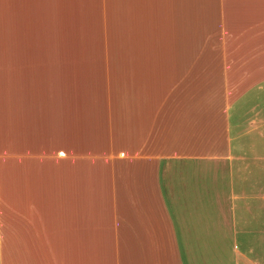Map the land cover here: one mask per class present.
<instances>
[{
  "label": "crops",
  "instance_id": "obj_1",
  "mask_svg": "<svg viewBox=\"0 0 264 264\" xmlns=\"http://www.w3.org/2000/svg\"><path fill=\"white\" fill-rule=\"evenodd\" d=\"M0 264H264V0H0Z\"/></svg>",
  "mask_w": 264,
  "mask_h": 264
}]
</instances>
